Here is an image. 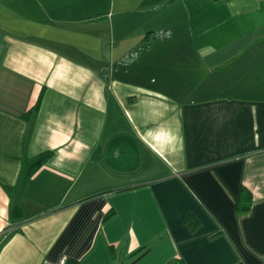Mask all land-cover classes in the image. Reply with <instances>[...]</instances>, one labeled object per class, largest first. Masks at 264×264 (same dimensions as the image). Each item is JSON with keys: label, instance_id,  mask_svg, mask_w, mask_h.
<instances>
[{"label": "crops", "instance_id": "0c3cea01", "mask_svg": "<svg viewBox=\"0 0 264 264\" xmlns=\"http://www.w3.org/2000/svg\"><path fill=\"white\" fill-rule=\"evenodd\" d=\"M143 1L0 0V264H264V0Z\"/></svg>", "mask_w": 264, "mask_h": 264}, {"label": "rangeland", "instance_id": "374dc122", "mask_svg": "<svg viewBox=\"0 0 264 264\" xmlns=\"http://www.w3.org/2000/svg\"><path fill=\"white\" fill-rule=\"evenodd\" d=\"M233 2V1H232ZM152 3H154V2H152ZM149 5V4H148ZM151 5V4H150ZM218 6H220V7H216L217 9V11H219L217 14L219 15V16H217V18H218V20H219V23L218 24H215V25H218L219 27H221L222 26V24L223 25H225V26H227V27H229V28H235V27H238V28H240V29H242L243 27H245V25L246 24H243L244 22H243V19L245 18V19H247L248 21L250 20V17L249 18H246V17H242L241 18V16H242V13L241 14H239V12H240V10L243 8H240L242 5L240 4V1H237V3H235L234 5H232L233 7H230L232 10L231 11H229V12H232V11H236V13H234V14H232V15H230L227 19H223V17H224V11H225V7H224V5H218ZM253 7V4L251 3L250 4V6H248L247 8H252ZM240 8V9H239ZM237 9H239V10H237ZM244 13V12H243ZM202 18V16L201 17H198V21H200V19ZM214 20V18H207V15H205V17H204V19H203V27H207V26H209L210 25V23H209V21L211 22V21H213ZM143 21H145V19L143 20ZM221 21V22H220ZM226 22V23H225ZM190 22H186L185 24H183V25H185V26H193V27H195V26H197L196 25V19H195V16H194V18H193V20H192V24L190 25L189 24ZM246 23V22H245ZM247 26V25H246ZM235 32V31H234ZM237 37H238V34H237ZM261 42H263L264 43V40H262ZM245 56L243 55V56H241V58L240 59H243ZM190 58L188 57V60H189ZM198 66L196 65V67L195 68H197ZM194 68V69H195ZM192 70V73H193V71H195V70ZM218 70V69H217ZM221 71V73H222V75L224 76V75H228V66H222L218 71H216L215 73H217V72H220ZM199 73V72H198ZM208 71L206 70V68L204 69V75H208ZM206 78V77H205ZM227 92V90L226 91H222V93H226Z\"/></svg>", "mask_w": 264, "mask_h": 264}, {"label": "trees", "instance_id": "16d2710c", "mask_svg": "<svg viewBox=\"0 0 264 264\" xmlns=\"http://www.w3.org/2000/svg\"><path fill=\"white\" fill-rule=\"evenodd\" d=\"M153 1L155 0H144L143 1V6L145 5H148L150 3H152ZM160 1V0H158ZM213 2H218V1H221V0H211ZM140 49H141V46H139ZM139 50H134L133 52H131V56H129V59L132 58L133 56H135L137 54ZM38 108V101L36 102L35 106L33 107L34 110H36ZM46 154H41L39 156V159L36 161L35 163V167H38L42 164V162L46 159ZM97 195V194H95ZM95 195H91L89 197H92V196H95ZM239 204H238V208L241 210V211H247L250 207V193L248 190H246L244 187H241L240 189V192H239ZM67 263H70V264H78L77 261H71V260H67ZM180 261L178 259H173L171 260L170 264H179Z\"/></svg>", "mask_w": 264, "mask_h": 264}, {"label": "built area", "instance_id": "2783aa9c", "mask_svg": "<svg viewBox=\"0 0 264 264\" xmlns=\"http://www.w3.org/2000/svg\"><path fill=\"white\" fill-rule=\"evenodd\" d=\"M61 263H62V261H61Z\"/></svg>", "mask_w": 264, "mask_h": 264}]
</instances>
